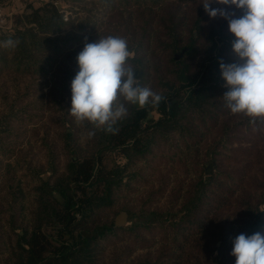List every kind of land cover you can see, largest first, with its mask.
<instances>
[{"label": "trees", "instance_id": "16d2710c", "mask_svg": "<svg viewBox=\"0 0 264 264\" xmlns=\"http://www.w3.org/2000/svg\"><path fill=\"white\" fill-rule=\"evenodd\" d=\"M74 1L79 10L69 20L64 19L61 6L50 0L40 5L28 3L11 15L10 27L0 26V42L19 40L15 49L0 46V247L7 252L5 264H107L101 258L106 239H110L109 248L126 244L117 261L122 254L158 240L162 247L155 257L146 255L134 264H235L229 248L232 238L219 214L225 213L236 187L245 180L238 175L240 171L231 183L226 176L220 182L201 180L195 191L199 195L190 198L189 206L186 202L188 210L180 220L171 221L169 211L147 209L141 212V222L131 227H118L114 221L119 198L132 193L127 191L131 184L140 183L138 174L125 181L128 171L138 163L154 162L157 167L170 168L168 175L163 174L165 188L177 166L196 164L201 170L203 140L218 128L221 118L231 114L222 98L228 89L222 86L219 70L221 61L237 59L231 49L234 37L228 22L219 16L210 18L203 6L206 0ZM210 7L226 6L212 3ZM228 10L236 17L242 15L234 8ZM108 35L127 39L135 54L128 64L146 69L152 91L164 99L159 106L127 104V116L114 125L119 129L116 134L98 131L84 121L82 129L87 137L77 149L74 133L65 131L61 137L60 131L71 116L76 57L85 38L91 43ZM184 48V56L176 60L175 53ZM188 61L187 66L196 69L183 83L175 69ZM235 115L241 124L250 129L254 126V132L262 130L257 119L251 123L248 116ZM48 116L52 117L48 120ZM53 127L58 131L55 140L62 141L70 153L63 168L53 161L57 146L48 144ZM93 131L95 135L89 138ZM217 134L221 139L229 137L227 130ZM70 137L72 141H68ZM222 148L215 147V156L229 158ZM231 148V159L239 166L243 163V174L254 170L256 160L261 162L251 144ZM39 153L51 160L48 167L54 174L48 180L41 177L45 164H34ZM107 156L115 160L112 167L104 163ZM30 177H38V184L27 192L23 182ZM184 182L178 188L181 198L192 189ZM54 192L64 201L60 202ZM247 216V224L256 217L264 228V212L259 207H250ZM19 228L23 233L17 232ZM84 231L92 235L85 236ZM241 233L245 231L240 229ZM217 242L222 251L214 256L211 250ZM201 256L212 261L206 258L204 263Z\"/></svg>", "mask_w": 264, "mask_h": 264}, {"label": "clouds", "instance_id": "9594fccd", "mask_svg": "<svg viewBox=\"0 0 264 264\" xmlns=\"http://www.w3.org/2000/svg\"><path fill=\"white\" fill-rule=\"evenodd\" d=\"M216 3L226 7L212 8ZM210 18L217 16L228 22L234 37L231 49L235 62L219 64L225 106L231 114H243L255 123L264 118V0H206L203 3ZM236 9L242 15L236 17ZM19 40L7 39L0 46L15 49ZM133 53L126 38L108 35L88 43L78 53V71L71 81L70 114L77 124L88 121L111 134L119 129L114 125L128 114L127 104L144 107L159 106L164 99L149 87H141L135 70L128 61ZM95 132H89L91 138ZM230 255L235 264H264V233H241L232 240Z\"/></svg>", "mask_w": 264, "mask_h": 264}, {"label": "rangeland", "instance_id": "374dc122", "mask_svg": "<svg viewBox=\"0 0 264 264\" xmlns=\"http://www.w3.org/2000/svg\"><path fill=\"white\" fill-rule=\"evenodd\" d=\"M10 0H4V3L1 4L2 6H7L9 4ZM36 5H40L42 0H36ZM61 6L64 9H67L68 11H71V17L75 14L76 11L79 10L78 3L74 0H60ZM12 22V19H11ZM5 24V23H3ZM7 26V25H5ZM133 56L135 55L133 51ZM132 56V57H133ZM183 62V61H182ZM178 68L175 69V74L178 77L181 66L187 67L186 69V75L187 77L189 75H193L195 69H192L191 67L187 66L189 65L188 61L187 64L182 63ZM193 63V62H192ZM194 63L193 65H195ZM172 67L171 64H168ZM131 68H133L135 71L141 69L142 74L141 77L138 79V83L141 87H149L151 90H153V82L151 80V76H149V72L146 74V69H143L140 66H132L129 64ZM178 85V83H176ZM174 87V86H172ZM154 92L156 90L154 89ZM162 92V91H160ZM48 114V113H47ZM60 115V114H59ZM155 117H157V114H154ZM52 116H48V120ZM54 119H57V115ZM53 119V121H54ZM229 119V120H228ZM230 121V123L228 122ZM260 121V125L262 126V130H258V132H254V126H251L252 129H250V126L248 124L243 125L238 120V117L235 114H230L229 118H221L220 124L218 125V128L213 129L208 133V135L203 140L202 143V149H201V162L200 165L202 166L201 170L200 167H198L196 164H193L192 166H185V167H176L173 173L169 175V178L167 180L168 187H162L165 186L164 184V178L163 175H168L167 169L170 168H164L162 166L157 167L154 162L151 164H148V162L142 161L138 163L133 169L128 171V174L126 176L125 181L128 177H131L132 175H141L140 183H133L128 188L127 191L132 192L129 196H121L119 198L118 202V210L114 221L116 219V216L122 212H128V220L130 221V224L127 226H121V227H131L136 222H141L143 219V216L141 215V212L143 210H161L164 212H171V215H178L180 214V218L176 220H180L183 214L188 210V206L191 203L192 197H197L199 193H196V188L198 187L199 182L202 181H211V182H217V181H224V177L226 176L230 181L228 183H231V179L235 178L239 171L243 175L242 179L245 178V180L242 183L238 184V187L235 189L234 196L230 199V206L225 211V213L219 214V218H222L225 222V225L227 226V233L230 234V238L232 240L239 235L240 229L245 231L246 235H252L256 232L264 233V228L261 226V221L257 222V220L254 218L252 223L247 224L249 221L247 214H249V208L256 206L259 207L260 211L264 212V118H257V122ZM263 122V124L261 123ZM237 122V124H236ZM54 125V122H53ZM57 125V124H56ZM56 125H54L56 127ZM83 122L77 124L75 121V118L71 115L66 119L65 122V128L60 130L63 133H61V137H64L65 131L74 133L73 139H75L76 145L74 144L75 148L79 149L77 145H83V143L86 140V134L82 129ZM97 128V127H96ZM104 128L98 129V131H102ZM226 131L227 135H229L228 138L221 139V136L217 134L218 131ZM213 132V133H212ZM58 131L53 127L50 131V135L48 138V144L52 147L57 146V154L55 155L53 161L55 160V163L59 165L60 168H63L68 159L70 158V153L68 152L67 148H64V144L62 141H57ZM46 136V135H45ZM39 137H43V134H40ZM38 140V139H37ZM68 141H72V138L70 137ZM38 145H41L40 142H37ZM36 144V143H35ZM251 144L253 147H255V150L259 152V160L261 162L259 163L258 160H256L254 170L250 174H243V163L239 166L236 162H233V159H231V155L233 152V148L231 147H245V145ZM223 145V146H222ZM73 146V147H74ZM216 146L224 147L222 148L223 154L229 156V158L222 156V160L219 156H215L214 150ZM80 147V146H79ZM67 150V151H66ZM81 151V150H80ZM195 152V151H194ZM193 152V153H194ZM42 153V152H41ZM74 154V153H73ZM77 156V155H76ZM47 156H41L39 153L36 157L37 162H34V164L43 163L45 164V167L43 170H41V177L44 179L43 175L48 173V176L44 180H48L52 177L54 174V171L48 167L50 159H48ZM210 158H213L215 160V170L211 175L205 174V168L204 164L208 163ZM242 160V158L240 159ZM105 165L112 167L115 163V160L112 156H107L104 159ZM144 168V169H143ZM25 173V172H23ZM167 173V174H166ZM199 175H203L204 178L201 179ZM28 176V175H27ZM249 180H246L249 178ZM29 180H24L23 186L26 188L27 192H29L33 187H35L38 184L37 178L30 177ZM35 179V180H33ZM185 181V182H184ZM184 182V186L187 184L192 185L191 191L188 193L187 188L184 190L185 194L188 195L186 198L178 197V191L179 187H181L180 183ZM227 183V184H228ZM256 188H255V185ZM254 185V186H253ZM259 187V188H258ZM165 189V190H164ZM164 194L163 196H161ZM31 197V196H27ZM29 199V198H28ZM190 199V200H189ZM209 199L211 200V197L207 198L206 201ZM152 203V206L149 207L148 203ZM186 202L187 205L186 206ZM212 214H210V217ZM219 220V219H218ZM175 221V220H171ZM252 229V231H250ZM19 233H23V228H19L17 230ZM92 235V234H91ZM112 239V238H111ZM110 240V239H109ZM109 240H105L103 244L106 246V249L104 253L102 254L103 262L107 264H134L137 262L138 258L145 257L146 255L148 257H155L156 251L161 248L160 242L157 240L153 242V244H150L149 246L142 248L139 247L138 249H135L131 252H126L125 254H122V259L116 260V257L120 254L122 248L126 244H118L117 246H111L109 248ZM220 242H217L215 246L212 247V253L214 256H218L222 248L220 247ZM230 247L232 249V241L230 242ZM129 248V247H128ZM6 249L1 246L0 247V264H5L6 260ZM112 258V259H111ZM209 259V261H212L211 258L206 257ZM204 256H201L200 260L205 263ZM101 259V260H102ZM143 259V258H142ZM226 261L225 264H228Z\"/></svg>", "mask_w": 264, "mask_h": 264}, {"label": "water", "instance_id": "95a60500", "mask_svg": "<svg viewBox=\"0 0 264 264\" xmlns=\"http://www.w3.org/2000/svg\"><path fill=\"white\" fill-rule=\"evenodd\" d=\"M187 51V48H184L182 50H179L175 53V59L176 60H180L185 52ZM229 63H232V62H229ZM135 77L137 79H139L141 77V74H142V70L139 69V70H136L135 71ZM179 79L181 82L183 83H187L189 81V78L187 77L186 75V71H185V67L184 66H181V70H180V74H179ZM172 88V87H171ZM148 105V104H147ZM147 105H145L144 107H146ZM135 107L137 108H141L139 107L138 105H135ZM98 129H101V127H97ZM74 159H77V156L76 154H74ZM204 168H205V174L206 175H211L214 170H215V160L213 158H210L209 162L204 164ZM48 176V173L44 174L43 177L44 179H46V177ZM54 196L60 201V202H63L64 199L63 197L60 195L59 192H54ZM180 218V214L178 215H172L171 216V220H176V219H179ZM130 224V221L128 220V213L125 212V211H122L120 212L117 216H116V219H115V225L118 226V227H121V226H127ZM22 233V232H21ZM83 234L85 236H88L90 237L91 236V233H87V232H83Z\"/></svg>", "mask_w": 264, "mask_h": 264}, {"label": "crops", "instance_id": "0c3cea01", "mask_svg": "<svg viewBox=\"0 0 264 264\" xmlns=\"http://www.w3.org/2000/svg\"><path fill=\"white\" fill-rule=\"evenodd\" d=\"M28 3L36 4L37 2L36 0H18L16 3V2H13V0H10L7 6H2L0 4V8L3 9V11L7 14V16L4 19L0 20V26L7 25L6 27H10L12 25L11 15L9 16L8 14H10L11 12L13 14L15 12L22 11ZM21 7H24V8L21 9Z\"/></svg>", "mask_w": 264, "mask_h": 264}, {"label": "built area", "instance_id": "2783aa9c", "mask_svg": "<svg viewBox=\"0 0 264 264\" xmlns=\"http://www.w3.org/2000/svg\"><path fill=\"white\" fill-rule=\"evenodd\" d=\"M18 0H13V2H16L17 3ZM45 1H50V0H42V2H45ZM57 5L61 6V2L60 0H53ZM24 8V7H21V9ZM62 11L64 13V19L65 20H69V18L71 17V11H68L67 9H64L62 6ZM9 16L12 15V12L10 14H8ZM7 16V14L3 11V9L0 8V20L1 19H4L5 17ZM2 26V25H1Z\"/></svg>", "mask_w": 264, "mask_h": 264}, {"label": "flooded vegetation", "instance_id": "af4514ba", "mask_svg": "<svg viewBox=\"0 0 264 264\" xmlns=\"http://www.w3.org/2000/svg\"><path fill=\"white\" fill-rule=\"evenodd\" d=\"M179 74H180V73H179ZM171 87H172V86H171ZM171 87H170V90H173L174 87H172V88H171Z\"/></svg>", "mask_w": 264, "mask_h": 264}]
</instances>
